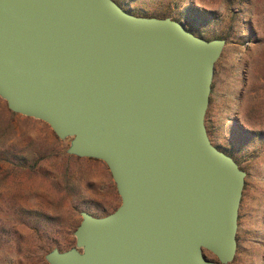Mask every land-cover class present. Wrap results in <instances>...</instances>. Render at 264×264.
Returning a JSON list of instances; mask_svg holds the SVG:
<instances>
[{
    "label": "water",
    "instance_id": "obj_1",
    "mask_svg": "<svg viewBox=\"0 0 264 264\" xmlns=\"http://www.w3.org/2000/svg\"><path fill=\"white\" fill-rule=\"evenodd\" d=\"M225 43L114 0H0V99L103 162L120 198L47 264L233 261L246 173L205 126Z\"/></svg>",
    "mask_w": 264,
    "mask_h": 264
},
{
    "label": "rangeland",
    "instance_id": "obj_2",
    "mask_svg": "<svg viewBox=\"0 0 264 264\" xmlns=\"http://www.w3.org/2000/svg\"><path fill=\"white\" fill-rule=\"evenodd\" d=\"M114 1L132 15L170 18L198 37L225 40L205 126L246 173L230 264H264V0ZM69 143L0 99V264H47L52 249L74 246L81 212L111 213L103 209L115 188L109 172L101 161L68 155Z\"/></svg>",
    "mask_w": 264,
    "mask_h": 264
},
{
    "label": "crops",
    "instance_id": "obj_3",
    "mask_svg": "<svg viewBox=\"0 0 264 264\" xmlns=\"http://www.w3.org/2000/svg\"><path fill=\"white\" fill-rule=\"evenodd\" d=\"M103 163V162H102ZM103 167L108 171L107 167L105 166V164L103 163ZM109 172V171H108ZM110 174V173H109ZM111 177V176H110ZM115 187V186H114ZM116 197H118L117 193H116V189L114 188V191H112V193H110V198L108 200V204L103 206L104 210L113 212L117 207H115L116 205ZM91 214V213H90ZM92 215V214H91ZM94 216V215H93ZM98 217H102V216H98Z\"/></svg>",
    "mask_w": 264,
    "mask_h": 264
}]
</instances>
